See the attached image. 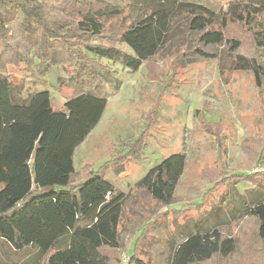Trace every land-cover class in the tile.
<instances>
[{
  "label": "trees",
  "instance_id": "16d2710c",
  "mask_svg": "<svg viewBox=\"0 0 264 264\" xmlns=\"http://www.w3.org/2000/svg\"><path fill=\"white\" fill-rule=\"evenodd\" d=\"M83 1L0 0V41L17 56L14 64L25 62L32 67L33 57L43 62L55 57L53 61L61 62L77 83L111 76L113 64L138 71L160 50L172 17L184 10L192 14L188 28L196 31L199 42L228 43L230 68L251 73L259 96L264 95V0L230 4L220 29H212L216 23L206 10L166 0L164 6L153 7L143 18L136 16L128 28L120 30L111 28L108 20L122 15L121 11L79 6ZM233 27L250 34L251 54L242 51L243 41L230 33ZM103 39L122 42L132 52L98 43ZM22 88L0 63V253L4 264H119L120 227L128 197L106 178L104 169L139 157L132 149H121L101 170L88 173L87 165L77 171L75 151L100 123L107 99L86 92L54 105L49 91L25 98ZM205 130L219 137L213 129ZM259 143L257 138L242 143L249 154L260 146L254 161H262L261 151L264 155V145ZM186 162L184 154H171L137 185L153 200L169 205ZM240 177L239 183L249 185L262 179L251 174ZM253 188L264 190V184ZM250 203L242 221L254 220L257 237L264 241V195L257 193ZM195 226L182 243L172 245L170 264H207L233 254L236 241L220 228L202 233L197 222ZM128 264L151 263L139 257L135 248Z\"/></svg>",
  "mask_w": 264,
  "mask_h": 264
},
{
  "label": "rangeland",
  "instance_id": "374dc122",
  "mask_svg": "<svg viewBox=\"0 0 264 264\" xmlns=\"http://www.w3.org/2000/svg\"><path fill=\"white\" fill-rule=\"evenodd\" d=\"M242 1L179 0L212 14L216 23L212 29L222 27L230 4ZM166 3L85 0L78 5L121 11L122 15L108 20L111 28L120 30L128 28L136 16L143 18L153 7ZM191 15L177 11L160 50L138 71L113 64L115 73L111 76L84 78L77 83L61 62L53 61L55 57L48 62L33 57L32 67L25 62L15 65L17 56L7 51L1 41L0 63L13 74L15 84L23 86L25 98L46 90L54 105L86 92L107 99L100 123L76 149L74 160L77 171L88 165L89 173L101 170L121 149H132L139 157L111 163L104 169L106 178L128 197L120 227L119 264H124L125 257L128 264L135 248L137 255L151 264H170L172 245L182 243L196 229V222L202 233L220 228L224 236L236 241L227 260L207 264H264V241L257 237L254 220L242 221L250 200L259 192L264 195L263 188H253L264 184L262 151V161H254L261 148L251 155L242 146L256 138L261 143L258 145H264V95L259 96L251 73L230 68L228 43L199 42L196 31L188 28ZM230 33L243 41L242 51L252 53L249 33L236 27ZM98 43L132 52L116 40ZM206 128L213 129L219 137H213ZM174 153L186 156V168L174 199L165 205L153 200L136 181ZM244 174L262 179L250 185L239 183ZM250 248L253 251L249 253ZM0 264H4L1 253Z\"/></svg>",
  "mask_w": 264,
  "mask_h": 264
},
{
  "label": "built area",
  "instance_id": "2783aa9c",
  "mask_svg": "<svg viewBox=\"0 0 264 264\" xmlns=\"http://www.w3.org/2000/svg\"><path fill=\"white\" fill-rule=\"evenodd\" d=\"M125 258H127V257H125ZM125 258H123V262H124V264H127L126 262H128V258L126 261H125Z\"/></svg>",
  "mask_w": 264,
  "mask_h": 264
},
{
  "label": "crops",
  "instance_id": "0c3cea01",
  "mask_svg": "<svg viewBox=\"0 0 264 264\" xmlns=\"http://www.w3.org/2000/svg\"><path fill=\"white\" fill-rule=\"evenodd\" d=\"M174 154H175V153H174ZM144 176H145V175H144ZM144 176H143V177H144ZM143 177H142V178H143ZM142 178H141V179H142ZM141 179H140V180H141ZM140 180L136 181V184H138V182H139ZM178 185H179V184H178Z\"/></svg>",
  "mask_w": 264,
  "mask_h": 264
}]
</instances>
